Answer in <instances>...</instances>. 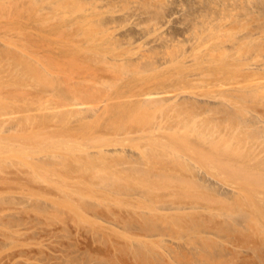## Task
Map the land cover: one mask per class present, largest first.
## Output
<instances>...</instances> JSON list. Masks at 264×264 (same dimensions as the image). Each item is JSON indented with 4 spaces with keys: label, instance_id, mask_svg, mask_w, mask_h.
<instances>
[{
    "label": "rangeland",
    "instance_id": "374dc122",
    "mask_svg": "<svg viewBox=\"0 0 264 264\" xmlns=\"http://www.w3.org/2000/svg\"><path fill=\"white\" fill-rule=\"evenodd\" d=\"M0 152V264H264V0H0Z\"/></svg>",
    "mask_w": 264,
    "mask_h": 264
},
{
    "label": "bare ground",
    "instance_id": "6f19581e",
    "mask_svg": "<svg viewBox=\"0 0 264 264\" xmlns=\"http://www.w3.org/2000/svg\"><path fill=\"white\" fill-rule=\"evenodd\" d=\"M5 131V130H4ZM8 136H11V135H8ZM14 147V146H13ZM13 147H11V148H13ZM11 148H9V149H11ZM16 149V148H15ZM19 151V150H18ZM11 152V151H10ZM1 153V152H0ZM11 153H14V154H17V153H15V152H11ZM11 153H9V151H8V155L10 154L11 155ZM2 155V157H3V154H0V156ZM11 156H13V155H11ZM6 157H8L7 155H6ZM5 157V158H6ZM1 158V157H0ZM6 159H8L9 160V158H6ZM11 159H13V157L11 158ZM10 159V160H11ZM21 159V158H20ZM24 161H26V160H24ZM19 162V161H18Z\"/></svg>",
    "mask_w": 264,
    "mask_h": 264
}]
</instances>
